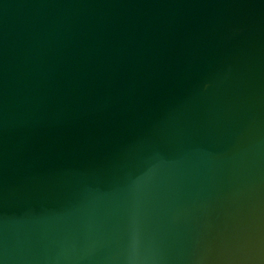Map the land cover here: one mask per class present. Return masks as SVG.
<instances>
[{
    "label": "water",
    "instance_id": "95a60500",
    "mask_svg": "<svg viewBox=\"0 0 264 264\" xmlns=\"http://www.w3.org/2000/svg\"><path fill=\"white\" fill-rule=\"evenodd\" d=\"M0 264H264V0H0Z\"/></svg>",
    "mask_w": 264,
    "mask_h": 264
}]
</instances>
